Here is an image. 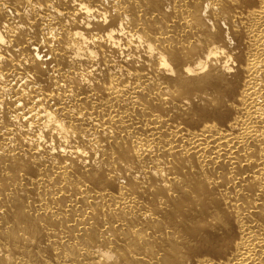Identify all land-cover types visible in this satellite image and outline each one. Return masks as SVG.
I'll return each mask as SVG.
<instances>
[{"label":"bare ground","instance_id":"6f19581e","mask_svg":"<svg viewBox=\"0 0 264 264\" xmlns=\"http://www.w3.org/2000/svg\"><path fill=\"white\" fill-rule=\"evenodd\" d=\"M0 264H264V0H0Z\"/></svg>","mask_w":264,"mask_h":264}]
</instances>
